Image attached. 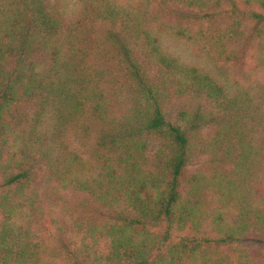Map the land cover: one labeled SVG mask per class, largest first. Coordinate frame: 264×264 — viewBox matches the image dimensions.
Returning <instances> with one entry per match:
<instances>
[{
	"label": "trees",
	"instance_id": "trees-1",
	"mask_svg": "<svg viewBox=\"0 0 264 264\" xmlns=\"http://www.w3.org/2000/svg\"><path fill=\"white\" fill-rule=\"evenodd\" d=\"M70 1L0 0V264H264V0Z\"/></svg>",
	"mask_w": 264,
	"mask_h": 264
},
{
	"label": "rangeland",
	"instance_id": "rangeland-1",
	"mask_svg": "<svg viewBox=\"0 0 264 264\" xmlns=\"http://www.w3.org/2000/svg\"><path fill=\"white\" fill-rule=\"evenodd\" d=\"M66 10L70 13V11H75L74 6L72 5V2L70 0H63ZM76 12V11H75ZM181 13L179 12H172V18H170L171 22H174L176 20L175 17L180 16ZM190 15V14H189ZM191 16V15H190ZM192 28L196 27L195 24H191ZM242 26V25H241ZM251 26L250 23H243V31L246 32V29H248ZM107 27L105 23L97 22L95 25H93V30L95 33H100L101 30H104ZM244 38V36H242ZM242 39H240V42ZM246 41V39H244ZM244 44V43H243ZM168 48L170 51H172L175 55L179 56L182 60L186 62H202L203 63V56L200 53H196L192 49V45H188L183 41L180 40H171L167 42ZM256 45V40H249L247 39L246 46L238 49L237 54L240 56V58L237 60V62L227 61L226 63H223L221 61H217L216 66H218V71H220V75L225 78V80L231 82L232 79H236L239 84H247L253 79L262 80L264 78V64L259 66L255 72H253L250 68L251 65V57L250 52L253 47ZM205 63V62H204ZM219 74V73H218ZM247 80V81H246ZM204 102L199 101L198 99H172L169 103L165 105V114L168 119L172 120L176 114V111L179 108H185L190 109L191 107H201L204 106ZM209 130V126H204L200 128V136L203 138L207 134ZM207 158L208 156L204 153L195 152L192 157L188 161V165L186 168L187 173L193 172L195 170H201L205 171L208 167L207 165ZM37 192H39L37 190ZM72 194L64 196L66 199H73ZM44 200V197L42 196L41 201ZM59 201V200H58ZM58 201L57 203H50L49 205V211L48 213L41 218H39V221L33 225V229L36 235V238H39L41 240H48L51 238V236H56L54 231L55 223L52 221L53 219H56L59 217V209H58Z\"/></svg>",
	"mask_w": 264,
	"mask_h": 264
}]
</instances>
